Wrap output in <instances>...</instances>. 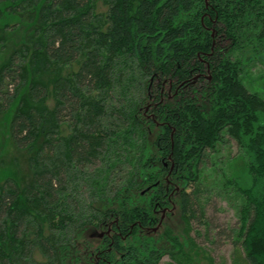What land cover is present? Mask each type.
<instances>
[{"label":"trees","instance_id":"16d2710c","mask_svg":"<svg viewBox=\"0 0 264 264\" xmlns=\"http://www.w3.org/2000/svg\"><path fill=\"white\" fill-rule=\"evenodd\" d=\"M102 1L103 13L96 0H0V21L14 18L0 45L21 31L0 60V110L15 102L9 137L30 153L25 183L0 182V264H61L91 225L108 232L90 264L188 259L186 246L200 250L190 229L211 225L201 167L224 136L249 179L233 183L225 235L264 264V84L243 76L245 51L264 47V0ZM174 204L184 241L157 234Z\"/></svg>","mask_w":264,"mask_h":264},{"label":"rangeland","instance_id":"374dc122","mask_svg":"<svg viewBox=\"0 0 264 264\" xmlns=\"http://www.w3.org/2000/svg\"><path fill=\"white\" fill-rule=\"evenodd\" d=\"M95 10L98 13H103L106 10V4L102 0H96ZM13 19V17H4L0 21V27L5 22L11 25L14 23L12 22ZM7 33L5 35L7 40L5 39L3 47L0 45V60L5 58L21 36V31L17 30V28L7 30ZM259 49V53L256 56H253L249 50L245 51L244 55L246 65L244 66L245 74L243 76L248 86L251 87L264 84V47ZM76 68L77 63H73L64 71L72 72ZM259 93L263 94V92ZM47 104L51 106L52 100L48 99ZM14 105L15 102L11 108L0 110V182L9 177L22 185L27 181L28 173H30L27 164L30 153L26 150L15 148L10 140L9 119ZM94 168L91 165L88 168L89 173H92ZM201 170V185L210 191L202 219H208L211 225L206 226L196 223L188 233L191 237H195V242L200 250L197 248L189 250L190 246H186L185 251H190L188 259L187 257L177 254L173 255L165 251L160 258L159 264H248L244 259L242 249L234 247L231 242L232 239L225 235L237 222L234 206L238 205L239 199L238 194L234 191L233 183L240 186L249 184L245 161L239 153L235 141L228 136L222 137L221 141L216 145L215 151L209 152V158L204 162ZM218 191L221 192V196L215 194ZM160 214L162 224L159 225L157 234L162 232V228L167 227L171 234L178 235L180 240L184 241L186 238V226L179 214L177 204L161 210ZM45 229L43 228L44 231H47ZM219 229L224 231L223 235L217 234ZM107 232L108 229L99 225H91L82 229L77 233V242L71 252L64 251L59 254V257L63 258L61 264H74L75 262L71 260L72 254H74L75 259L79 256L83 264H90L92 255H96L98 252L96 245L104 242ZM32 258L36 262L45 260L36 247L32 250Z\"/></svg>","mask_w":264,"mask_h":264}]
</instances>
